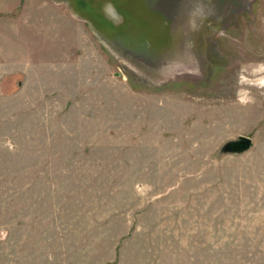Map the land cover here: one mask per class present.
Segmentation results:
<instances>
[{
    "label": "rangeland",
    "instance_id": "1",
    "mask_svg": "<svg viewBox=\"0 0 264 264\" xmlns=\"http://www.w3.org/2000/svg\"><path fill=\"white\" fill-rule=\"evenodd\" d=\"M0 264H264V0H0Z\"/></svg>",
    "mask_w": 264,
    "mask_h": 264
},
{
    "label": "water",
    "instance_id": "2",
    "mask_svg": "<svg viewBox=\"0 0 264 264\" xmlns=\"http://www.w3.org/2000/svg\"><path fill=\"white\" fill-rule=\"evenodd\" d=\"M253 144L252 137L245 134H239L236 138L229 139L223 143L220 150L226 152H241Z\"/></svg>",
    "mask_w": 264,
    "mask_h": 264
},
{
    "label": "crops",
    "instance_id": "3",
    "mask_svg": "<svg viewBox=\"0 0 264 264\" xmlns=\"http://www.w3.org/2000/svg\"><path fill=\"white\" fill-rule=\"evenodd\" d=\"M160 10H162V8L160 7Z\"/></svg>",
    "mask_w": 264,
    "mask_h": 264
}]
</instances>
